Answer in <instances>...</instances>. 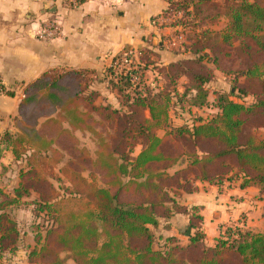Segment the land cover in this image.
<instances>
[{
  "label": "trees",
  "instance_id": "1",
  "mask_svg": "<svg viewBox=\"0 0 264 264\" xmlns=\"http://www.w3.org/2000/svg\"><path fill=\"white\" fill-rule=\"evenodd\" d=\"M167 1L164 27L187 39L180 58L156 66L155 83L146 77L153 50L143 49L125 72L114 69L120 52L100 73L48 71L25 86L16 131L1 141L26 165L9 194L0 190V264H14L7 256L22 234L10 209L33 192L49 224L37 227L29 264H264V208L262 231L232 224L209 244L199 207L178 201L199 182L264 194V0ZM216 71L232 86L210 103ZM102 84L116 104L98 103ZM193 107L216 111L172 124L173 109ZM77 133L91 135L93 154ZM179 214L192 230L187 242L169 235L160 245L153 229Z\"/></svg>",
  "mask_w": 264,
  "mask_h": 264
},
{
  "label": "crops",
  "instance_id": "2",
  "mask_svg": "<svg viewBox=\"0 0 264 264\" xmlns=\"http://www.w3.org/2000/svg\"><path fill=\"white\" fill-rule=\"evenodd\" d=\"M167 8V0H86L76 5L70 0H0V85L13 92L9 95L0 91V139L7 131H16L15 118L19 114L25 86L48 71L91 69L100 73L112 56L128 48L135 51L152 49L157 59L164 54L161 66L180 58L181 54L168 49L167 41L163 45L159 43V38L176 34L179 29L168 26L162 29L153 21ZM46 18L62 22L61 34L50 41L38 35L41 22ZM156 42L159 44L152 46ZM18 163L20 161L14 159L11 151L2 148L0 141V188L2 184L11 189L17 186ZM209 186L212 191L217 190L216 186ZM249 190L255 194L259 191L253 186L234 187L228 191L231 192L229 194H242ZM198 192L183 194L178 201L187 207H199L203 216L202 228L212 242L218 236L222 220H230V217L229 220L224 219L226 216L222 214L229 208L226 204L222 206L218 199L224 194L214 191L212 201L205 199L206 195L192 200ZM243 201L242 208L249 210V198ZM258 202L264 206V201L258 199ZM208 210H214L211 220L216 221L215 230L208 226H212ZM174 220L188 223L182 214L175 216ZM262 229L263 222L257 232ZM176 231L177 224L174 223L166 234L176 235ZM15 253L7 258L18 264Z\"/></svg>",
  "mask_w": 264,
  "mask_h": 264
},
{
  "label": "rangeland",
  "instance_id": "3",
  "mask_svg": "<svg viewBox=\"0 0 264 264\" xmlns=\"http://www.w3.org/2000/svg\"><path fill=\"white\" fill-rule=\"evenodd\" d=\"M161 15L163 14H159L156 17L153 18L154 24H156L158 27L164 29V23H170L171 21L168 20H164L160 19ZM226 19L222 20L220 22H217L211 25L212 29H220L223 28L226 24ZM169 27V26H168ZM173 28V27H172ZM181 31V30H180ZM168 35V34H167ZM171 35V36H170ZM167 37L162 36L161 38H159V43H161L162 45L164 44V41H167L166 46L168 47L169 50H172L173 52L175 51V53L182 51V44L184 42H186V35L183 34L182 32L179 33H174V34H170ZM179 36H182V38H178ZM157 43V42H156ZM154 44L152 46H156L158 45ZM124 51H131L133 54V63L135 61V59L137 58L138 54L140 53V51H135L132 48H128L125 49ZM178 54V53H177ZM154 61L156 62L154 65H152L150 67V71L147 73V79L149 82H153L155 83L156 80L155 77H159V75L157 74V68L156 66L161 67V64H164V54L160 55V57L157 59L156 57L154 58ZM230 63V62H229ZM235 67H238V62L235 61ZM224 74L220 71H216L215 74V79L214 81L211 83V91H210V95H209V101L210 103H212L215 99V92L218 90H225L228 91L231 86H232V78L231 76ZM183 80L180 82V86H179V91L181 93H183L184 88L182 87L183 85ZM100 90H101V97L97 100L98 103H113L116 104V98H115V94L113 92H111L110 90H107L105 88V86L99 85ZM190 97V96H189ZM190 99V98H189ZM251 97L249 99V101H251ZM190 103V100L188 101ZM188 109V106H186L185 110ZM216 110L212 107H204V108H196L193 107L191 113L187 112V111H182L179 108H177L176 110L173 109V111L171 112V120H172V124L175 126H179L181 124H183L184 122H190V118L192 115H201L203 117H209L211 116ZM193 113V114H192ZM191 123V122H190ZM163 131H159V134H163ZM258 133L262 136H264V129H261L258 131ZM77 136L81 139L82 144L87 147V149L90 150V152L93 154L96 146H95V142L92 140V137L90 134L85 133H77ZM3 138V137H2ZM2 138L0 139V141H2ZM141 147H137L135 150V155L140 151ZM9 151L12 152V150L10 148H8ZM13 154V153H12ZM14 156V155H13ZM15 159V158H14ZM16 160V159H15ZM20 163H18V167H17V173L19 175L20 169L23 168L26 165V162L19 160ZM184 163H182V165H178L174 168H172L170 171L174 172L176 169L181 168ZM2 165V164H1ZM17 165V164H16ZM3 168V165H2ZM85 175H87V173H85ZM18 182H19V177H18ZM53 183L56 185L57 183L55 181H53ZM65 185H68L65 183ZM229 186V187H227ZM210 186L208 184L205 183H201L199 182V190L200 192H198L194 197H192L191 199H195L196 197L202 196V195H206L205 199L212 201L211 199L213 198V192L217 193V194H224L223 191H226L225 194L222 196H220L218 199H220L221 201V205L225 206V204L227 205V207L229 208V210L227 211H222L223 215H225L226 217L224 219H228L230 217L229 221H225L222 220L223 222H221L220 228L225 227V226H229L232 224H236V225H242L246 228L251 229L254 232H257V229L262 227V212H263V208L264 206L262 204H260L261 202H258V199L261 201H264V194L262 195L260 193V189L258 191V194H255L256 192L249 190L247 193H239V194H229L231 192H229L228 190L230 188H234V187H238L237 183L235 182H225L224 183V187L223 188H219L217 187V190L212 191L211 188H209ZM216 189V188H215ZM0 190H2L3 192L9 194L11 190V188L5 187L2 184V188H0ZM209 191V192H208ZM242 195V196H241ZM237 199H236V198ZM244 198H249V202L248 203V207L249 210H246L244 208H242V202H244ZM255 198H257V200H255ZM37 194L35 192H33L31 194V196H27L26 198H24L22 200V203L18 206L14 208H11L10 210L12 211V215L16 218V220L18 221V224L22 230V234L20 235V241L18 243V251L15 253V261L18 264H29L28 262V252L35 247L36 243L34 240V237L36 236V233L38 232L37 227L40 226L39 231H45V226H47L49 224V217L45 212H38L35 208L34 202L37 200ZM238 205V207H237ZM257 208L256 211H253V209L255 210ZM225 210V209H224ZM258 210H261L258 212ZM214 210H208L207 212V216H209V221L212 223L211 225H208L211 230H215L216 228V221L211 220L212 216L214 215ZM227 212H228V216H227ZM201 213V212H200ZM217 215V214H216ZM219 215H217L218 217ZM177 224V231H176V235L179 236V238L182 240L183 243L187 242V237L188 235H190V233L192 232L191 228H190V233L187 234L189 226L188 223L186 224L185 220L179 221V220H172L170 224L168 223H162L157 229H153L154 233L157 235L158 242L161 245L164 241V237L167 236L166 231L168 229H166L165 227H171L173 224ZM43 227V228H42ZM44 233V232H43ZM220 233V229L219 232L217 233L219 235ZM207 242L210 243H214V241H209L207 238ZM158 244V245H159ZM65 256V255H64ZM66 264H75L74 261L72 259H67L66 260Z\"/></svg>",
  "mask_w": 264,
  "mask_h": 264
},
{
  "label": "built area",
  "instance_id": "4",
  "mask_svg": "<svg viewBox=\"0 0 264 264\" xmlns=\"http://www.w3.org/2000/svg\"><path fill=\"white\" fill-rule=\"evenodd\" d=\"M70 3L76 5L78 4V0H70ZM163 18L164 16L161 15L160 19H163ZM61 30H62V22L59 19L46 18V19H43L41 22V25L38 29V35L43 40L50 41V40L57 38L61 34ZM178 38H182V36H179ZM119 57H120V60H119L120 63L118 65V62H116L114 65V69H120L124 72L129 70L133 65L132 52L123 51L122 53H120ZM110 63H113L112 59H110L107 64H110ZM118 66H120V68Z\"/></svg>",
  "mask_w": 264,
  "mask_h": 264
},
{
  "label": "water",
  "instance_id": "5",
  "mask_svg": "<svg viewBox=\"0 0 264 264\" xmlns=\"http://www.w3.org/2000/svg\"><path fill=\"white\" fill-rule=\"evenodd\" d=\"M190 233V228L188 229V232H187V234H189Z\"/></svg>",
  "mask_w": 264,
  "mask_h": 264
}]
</instances>
